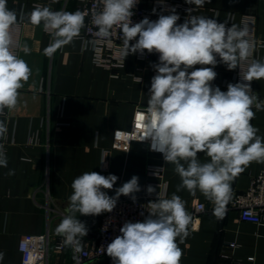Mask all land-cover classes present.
<instances>
[{"label": "crops", "instance_id": "crops-1", "mask_svg": "<svg viewBox=\"0 0 264 264\" xmlns=\"http://www.w3.org/2000/svg\"><path fill=\"white\" fill-rule=\"evenodd\" d=\"M36 6L74 12L80 11V0H7V7L17 13V24L12 30L17 44L15 52L28 63L32 74L19 89L17 105L0 114V122L7 128L0 140H4L8 162L7 167H0V252L4 253L0 264H21V237L48 231V264H73L77 257L74 246L55 249L56 237L60 236L56 227L66 214L72 181L86 171L104 175L103 164L108 168L107 175L118 177L113 189L105 190L109 196H114L115 189L133 175L139 177L140 186L147 180L158 181L148 175V166L164 165V198L175 193L185 202L191 216L189 235L183 243L178 242L183 251L180 264H213L218 244L220 248L230 240L239 243L237 257L253 255L256 264H264V223L243 221L233 208L220 215L207 211L193 218L198 202H204L207 210L216 206L199 190L194 194L186 189L177 191L181 179L161 153L138 140L128 149L114 147L115 130L131 128L136 110L146 107L151 78L156 74L152 65L158 61H144L130 54L123 67L110 70L94 61L93 50L79 38L49 57L44 49L51 42L50 35L42 25L35 26L28 19ZM201 8L206 16L216 15L219 22L227 21L229 25L248 28L246 19L255 18L254 59L264 61V0H206ZM230 14L235 16L232 23ZM25 45L29 49L27 54L23 51ZM214 71L217 77L212 84L222 91L227 90L228 83L239 81L238 68L228 70L218 63ZM137 77L141 83H137ZM251 87L264 101V79L252 81ZM253 111L251 123L259 129L257 134L264 137V111ZM198 159L207 162L208 157L201 152ZM263 169L264 162L250 163L230 181L231 193L247 190L252 177ZM103 214L82 215L80 221L86 224L88 234L81 238L80 249L95 244ZM83 264H107V260L104 257Z\"/></svg>", "mask_w": 264, "mask_h": 264}, {"label": "clouds", "instance_id": "clouds-1", "mask_svg": "<svg viewBox=\"0 0 264 264\" xmlns=\"http://www.w3.org/2000/svg\"><path fill=\"white\" fill-rule=\"evenodd\" d=\"M138 2L98 0L99 10L92 23L103 38L111 35L114 26L119 27L124 58L145 51L159 54L158 63L152 65L156 74L151 78L147 105L135 115L143 128L140 141H150L151 150L161 153L166 164L174 165L181 179L177 191L186 189L194 194L199 190L216 206L214 214L220 215L231 194L230 181L250 163L264 162V137L251 123L253 108L264 111V101L251 87L252 81L264 79V61L250 60L253 46L246 26L193 15V8L183 23H177L180 16L175 8L164 9L168 14L162 12L156 20L145 17L133 23ZM185 2L199 8L206 0ZM28 19L50 35L51 42L44 49L49 57L72 43L85 22L79 10L54 11L48 6L34 7ZM16 24L17 13L7 7V0H0V114L17 105L19 89L32 74L28 63L15 52L12 30ZM23 51L29 52L26 45ZM218 63L228 70H240L239 81L228 83L226 91L212 84ZM245 64L246 68H241ZM137 83H141L140 77ZM6 131L0 122V136ZM201 152L207 162L198 159ZM7 163L0 145V167ZM117 180L114 174L86 171L72 181L66 214L56 227L66 246L80 250V240L88 234L77 213H110L122 195L136 201L135 193L141 191L139 177L133 175L109 196L105 190H112ZM146 191L151 195L156 189L149 185ZM148 208L143 221L124 222L120 235L107 245L106 254L113 264H180L183 251L179 243L189 235L191 220L185 202L173 193L170 198L157 196L148 202ZM3 258L0 252V261Z\"/></svg>", "mask_w": 264, "mask_h": 264}, {"label": "built area", "instance_id": "built-area-1", "mask_svg": "<svg viewBox=\"0 0 264 264\" xmlns=\"http://www.w3.org/2000/svg\"><path fill=\"white\" fill-rule=\"evenodd\" d=\"M175 8L177 14L180 16V20L177 23H183L185 18L189 15L188 10L193 8L191 14L206 16L202 13L203 8L195 7L194 5L187 4L180 0H139L136 7L133 9L134 15L132 17L133 23H137L147 17L150 20L158 19V16L168 14L164 9ZM99 10L98 0H80V11L85 16L84 26L81 29L80 35L77 37L81 39L85 44L89 45L93 50L94 61L101 66H105L110 70H117L124 66L125 59L123 56V40L122 32L118 26H114L111 29V35L107 38L99 37L97 35L98 29L92 23V17L96 11ZM155 10V11H154ZM209 18H218L216 15L206 16ZM234 14H230L229 22L234 21ZM255 18L252 16L246 19L248 30H250L249 40L254 47L255 41L253 39V26ZM219 22V21H218ZM230 26V25H229ZM140 59L149 61L155 59L158 61V53H145L143 55L136 54ZM254 49L252 48L251 59H254ZM241 68H246V64ZM240 79V77H239ZM145 107H139L136 112H141ZM133 119L132 127L129 129L118 128L115 130L113 139L114 147L128 149L131 143L135 140L140 141L143 136V128L139 121ZM150 148V141L145 140ZM4 144V140H0V145ZM151 150V148H150ZM153 151V150H152ZM156 152V151H155ZM105 176H107V170L105 164L102 166ZM165 168L162 164L149 165L147 169L148 175L157 177L158 181L147 180L140 187L141 191L135 193L136 201L133 202L129 196H120L116 207L112 212H105L99 224V229L96 234V242L93 247L89 249H80L77 251L76 261L73 264H83L88 260H98L106 258L107 264H113L112 259L106 254L107 245L118 235H120L119 229L123 226L124 222L131 221H143L145 216L148 215V202L159 198H164L166 195V182L164 181ZM153 186L156 191L151 195L147 194V186ZM237 209L239 217L243 221H249L256 224L264 223V169L253 176L250 186L245 191L234 190L227 202L223 205L222 211L229 209ZM207 211L206 204L204 202H198L195 205L193 211V218L200 216ZM143 213V215H142ZM55 249L61 251L65 248L64 237H56ZM239 243L235 240H230L222 243L218 250L217 257L219 258L218 264H256L255 256L251 255L247 258H240L235 255V250L238 248ZM22 252L21 264H48L49 253L51 248V234L45 233H26L20 239L19 244ZM216 264V263H215Z\"/></svg>", "mask_w": 264, "mask_h": 264}, {"label": "water", "instance_id": "water-1", "mask_svg": "<svg viewBox=\"0 0 264 264\" xmlns=\"http://www.w3.org/2000/svg\"><path fill=\"white\" fill-rule=\"evenodd\" d=\"M81 217H82V215H80V214H77V216H76V218L79 219V220L81 219ZM219 244H218V247H217V250H216V254H215V257H214L213 264H215V262H216V257H217V254H218Z\"/></svg>", "mask_w": 264, "mask_h": 264}, {"label": "trees", "instance_id": "trees-1", "mask_svg": "<svg viewBox=\"0 0 264 264\" xmlns=\"http://www.w3.org/2000/svg\"><path fill=\"white\" fill-rule=\"evenodd\" d=\"M219 258L217 257L216 264H218Z\"/></svg>", "mask_w": 264, "mask_h": 264}]
</instances>
